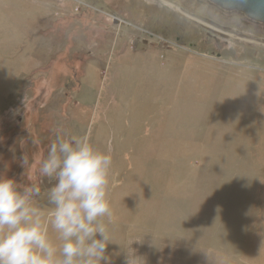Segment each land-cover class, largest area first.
Wrapping results in <instances>:
<instances>
[{"label": "rangeland", "instance_id": "obj_1", "mask_svg": "<svg viewBox=\"0 0 264 264\" xmlns=\"http://www.w3.org/2000/svg\"><path fill=\"white\" fill-rule=\"evenodd\" d=\"M208 7L0 0V179L46 212L54 130L87 136L110 264H264V30Z\"/></svg>", "mask_w": 264, "mask_h": 264}, {"label": "clouds", "instance_id": "obj_2", "mask_svg": "<svg viewBox=\"0 0 264 264\" xmlns=\"http://www.w3.org/2000/svg\"><path fill=\"white\" fill-rule=\"evenodd\" d=\"M54 132L56 139L39 168L42 178L56 181L47 190L49 210L33 203L42 195L38 185L19 190L15 180L0 179V264H110L105 218L111 222L112 158L96 150L87 136L66 139ZM50 228L59 246L50 239Z\"/></svg>", "mask_w": 264, "mask_h": 264}, {"label": "water", "instance_id": "obj_3", "mask_svg": "<svg viewBox=\"0 0 264 264\" xmlns=\"http://www.w3.org/2000/svg\"><path fill=\"white\" fill-rule=\"evenodd\" d=\"M208 3L260 24H264V0H205Z\"/></svg>", "mask_w": 264, "mask_h": 264}, {"label": "flooded vegetation", "instance_id": "obj_4", "mask_svg": "<svg viewBox=\"0 0 264 264\" xmlns=\"http://www.w3.org/2000/svg\"><path fill=\"white\" fill-rule=\"evenodd\" d=\"M193 1V0H192ZM196 3H198L199 5L201 4H206L207 6H209L208 8L209 9H214L215 11L219 12V15L221 16L222 19L226 20V21H232L233 18H239L241 20V22L245 25H249L251 24L252 27H255V28H258V29H263L264 30V24H260V23H256V22H253L243 16H241L240 14L238 13H235V12H229V11H225L223 9H220L210 3H208L207 1L205 0H194ZM117 22V20L115 21ZM120 22V21H119ZM212 23H215L214 21H212Z\"/></svg>", "mask_w": 264, "mask_h": 264}, {"label": "bare ground", "instance_id": "obj_5", "mask_svg": "<svg viewBox=\"0 0 264 264\" xmlns=\"http://www.w3.org/2000/svg\"><path fill=\"white\" fill-rule=\"evenodd\" d=\"M134 1H135V0H134ZM165 1H166V0H165ZM167 3H168V2H167ZM169 4H170V3H169ZM171 4H172V3H171ZM172 6H173V5H172ZM175 7H176V6H175ZM176 8L179 10V12H181V13L183 12V11L180 10L181 8H179V7H176Z\"/></svg>", "mask_w": 264, "mask_h": 264}]
</instances>
